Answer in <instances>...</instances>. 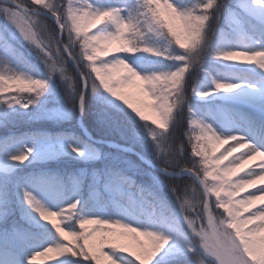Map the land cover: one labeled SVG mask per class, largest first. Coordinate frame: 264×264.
Returning <instances> with one entry per match:
<instances>
[{
	"label": "snow or ice",
	"instance_id": "1",
	"mask_svg": "<svg viewBox=\"0 0 264 264\" xmlns=\"http://www.w3.org/2000/svg\"><path fill=\"white\" fill-rule=\"evenodd\" d=\"M0 129V264H264V0H0Z\"/></svg>",
	"mask_w": 264,
	"mask_h": 264
},
{
	"label": "rangeland",
	"instance_id": "2",
	"mask_svg": "<svg viewBox=\"0 0 264 264\" xmlns=\"http://www.w3.org/2000/svg\"><path fill=\"white\" fill-rule=\"evenodd\" d=\"M241 59H245V58H241ZM68 72H69V74H71L70 73V70H69V68H68ZM198 73V69H197V71H196V73H193V77L194 78H196V74ZM72 75V74H71ZM58 79V78H57ZM13 87H15V86H13ZM139 102V101H138ZM144 111H145V114L146 115H150V116H153L154 118H157V113H155L152 109H150V108H147V107H145L144 108ZM185 118L187 119V115L185 114ZM184 124H186L185 123V119H184V123H183V125ZM215 126V125H214ZM18 131H20V130H22V131H31V130H46V131H51V130H53V128H51V127H49V126H47V125H42V124H37V125H34V126H27V125H25V126H22V127H20L19 129H17ZM2 135H4V130L3 129H0V136H2ZM223 147H227V145H224ZM223 150V148L221 147L220 148V151H222ZM240 151H243L242 149L240 150ZM259 157H257L256 158V160L257 161H259ZM249 163H254V162H249ZM245 167H247V166H245ZM241 175H242V173H241ZM257 184L259 185L260 184V182L258 181L257 182ZM250 190H252V191H254V189H249L248 191H250ZM243 194H246V193H241V195H243ZM217 215H219V213L217 212L216 213ZM15 217H19L18 215L17 216H15ZM15 217H12L11 219L13 220ZM11 221V220H10ZM122 243H124V244H126V245H128L130 242L127 240V239H124V240H122ZM135 250V249H134ZM46 258V260H48V258L47 257H45ZM47 262V261H46Z\"/></svg>",
	"mask_w": 264,
	"mask_h": 264
},
{
	"label": "trees",
	"instance_id": "3",
	"mask_svg": "<svg viewBox=\"0 0 264 264\" xmlns=\"http://www.w3.org/2000/svg\"><path fill=\"white\" fill-rule=\"evenodd\" d=\"M221 2L224 3V4H231L232 0H221ZM49 22H50V24L52 23L51 21H49ZM222 23H223V18H221V20L217 24H214L213 27L214 28L215 27H218ZM69 69H70V72L73 74V76H75V70L73 69V67L71 66V64H69ZM182 127H183V123L181 125V131L186 132L187 131V128L185 126L183 128ZM51 165L53 166V164H51ZM186 166H190V164L189 165H186ZM170 183L179 184L181 186H184V185H190V184H192V181L189 178L185 177L182 180L170 181ZM21 223H24V222L22 221Z\"/></svg>",
	"mask_w": 264,
	"mask_h": 264
},
{
	"label": "bare ground",
	"instance_id": "4",
	"mask_svg": "<svg viewBox=\"0 0 264 264\" xmlns=\"http://www.w3.org/2000/svg\"><path fill=\"white\" fill-rule=\"evenodd\" d=\"M235 155H239V152H238V153H236ZM243 195H246V194H243ZM243 195H241V196H243ZM257 203H259V202H257Z\"/></svg>",
	"mask_w": 264,
	"mask_h": 264
}]
</instances>
